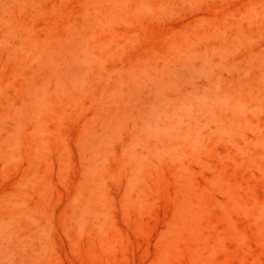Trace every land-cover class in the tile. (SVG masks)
<instances>
[{
    "label": "rangeland",
    "instance_id": "obj_1",
    "mask_svg": "<svg viewBox=\"0 0 264 264\" xmlns=\"http://www.w3.org/2000/svg\"><path fill=\"white\" fill-rule=\"evenodd\" d=\"M0 264H264V0H0Z\"/></svg>",
    "mask_w": 264,
    "mask_h": 264
}]
</instances>
